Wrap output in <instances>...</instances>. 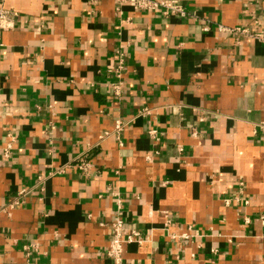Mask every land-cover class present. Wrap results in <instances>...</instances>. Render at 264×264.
<instances>
[{"label":"crops","instance_id":"1","mask_svg":"<svg viewBox=\"0 0 264 264\" xmlns=\"http://www.w3.org/2000/svg\"><path fill=\"white\" fill-rule=\"evenodd\" d=\"M4 1L0 264H264V0Z\"/></svg>","mask_w":264,"mask_h":264},{"label":"built area","instance_id":"2","mask_svg":"<svg viewBox=\"0 0 264 264\" xmlns=\"http://www.w3.org/2000/svg\"><path fill=\"white\" fill-rule=\"evenodd\" d=\"M4 0H0V32L3 30H8L13 27L14 24V17L15 12L8 10L4 7ZM93 3H96V0H93ZM117 3H127L130 6H132L136 10H143V11H155L158 8H163L164 13H173L180 16H184L185 11L183 7H181L178 3H176L174 0H117ZM219 30H224L225 28L223 26H218ZM235 30L244 36L255 39L257 41L264 43V30L262 31H253L249 30L245 27H237ZM1 39V38H0ZM1 45V41H0ZM115 93L118 94L119 90L116 86ZM262 90H264V86L262 87ZM126 125V122L120 119H116L114 122V129L116 136L119 135V132L124 128ZM108 135V133H104L103 136ZM149 135L151 137H155V131L150 130ZM101 136V137H103ZM16 139V136L14 134H9V141L5 145L2 156L4 158H9L11 156L12 151V144L14 143ZM77 169L83 172V174H87L89 171V163L86 161L80 162L77 166ZM28 191L26 189H21L17 192L16 197L11 201V203L8 205L9 208H12L13 205H17L20 203L22 197L27 193ZM118 204V209H120V205ZM121 212L118 211V216ZM260 221L262 224H264V215H260ZM113 233L111 236L109 247L106 250V256L110 260L111 264H123V257H122V251H123V245L130 243V242H141V237L139 236V233L135 230H130L126 232L123 228V220L121 217H117L113 224ZM34 249L36 248L35 245L31 244V246ZM27 250V247H26ZM28 261V260H27ZM27 264H31L27 262Z\"/></svg>","mask_w":264,"mask_h":264}]
</instances>
